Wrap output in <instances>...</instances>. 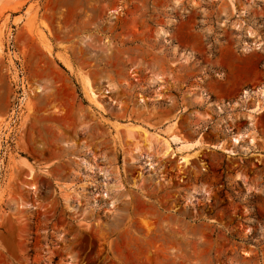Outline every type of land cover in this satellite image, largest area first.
I'll return each instance as SVG.
<instances>
[{"label": "rangeland", "instance_id": "1", "mask_svg": "<svg viewBox=\"0 0 264 264\" xmlns=\"http://www.w3.org/2000/svg\"><path fill=\"white\" fill-rule=\"evenodd\" d=\"M262 87L264 0H0V264H264Z\"/></svg>", "mask_w": 264, "mask_h": 264}, {"label": "bare ground", "instance_id": "2", "mask_svg": "<svg viewBox=\"0 0 264 264\" xmlns=\"http://www.w3.org/2000/svg\"><path fill=\"white\" fill-rule=\"evenodd\" d=\"M89 95H90V98L92 99V101H94L96 103L97 102L96 98H98V97L95 94L94 90H92V89L89 90ZM254 95L255 96L253 97V95L251 93L245 92V96L242 97V101L244 100L245 102H247V101H249V99L253 100V102H254L253 104H255V106H254V108L252 110H250V113H253V114L263 113L264 112V87L260 88L257 92L254 93ZM128 136L130 138H133L134 133H129L128 132ZM243 137H245V136L244 135L242 136L240 134L237 135V136H234L233 139H232L234 145H239L241 143V140L243 139ZM172 139L175 140V138H172ZM253 140L254 139H252V140L250 139V143H252V145L255 143ZM187 148H189V146H187V145L181 146V149H187ZM167 151H169V147L167 148ZM183 161L187 162L188 158H186V157L183 158Z\"/></svg>", "mask_w": 264, "mask_h": 264}]
</instances>
